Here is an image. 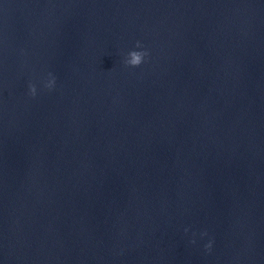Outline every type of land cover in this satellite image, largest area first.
<instances>
[{
    "label": "water",
    "instance_id": "obj_1",
    "mask_svg": "<svg viewBox=\"0 0 264 264\" xmlns=\"http://www.w3.org/2000/svg\"><path fill=\"white\" fill-rule=\"evenodd\" d=\"M0 264H264V0H0Z\"/></svg>",
    "mask_w": 264,
    "mask_h": 264
},
{
    "label": "clouds",
    "instance_id": "obj_2",
    "mask_svg": "<svg viewBox=\"0 0 264 264\" xmlns=\"http://www.w3.org/2000/svg\"><path fill=\"white\" fill-rule=\"evenodd\" d=\"M136 47L139 48V47H141V45L139 43H137ZM145 56H147L146 52H137V51L130 52L128 54V58L125 61V64H126V66H129V67H138L142 63ZM52 83H53L52 81H49V83L46 85V87L50 88L52 86ZM29 91H30V94L33 96L36 93V89L34 86H30ZM206 248L210 249L211 243L206 245Z\"/></svg>",
    "mask_w": 264,
    "mask_h": 264
}]
</instances>
